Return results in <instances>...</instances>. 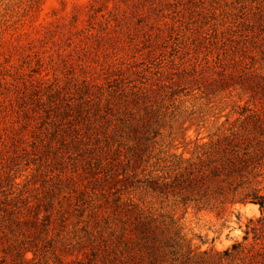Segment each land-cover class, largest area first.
<instances>
[{
  "label": "rangeland",
  "instance_id": "obj_1",
  "mask_svg": "<svg viewBox=\"0 0 264 264\" xmlns=\"http://www.w3.org/2000/svg\"><path fill=\"white\" fill-rule=\"evenodd\" d=\"M0 27L11 40L0 41L1 201L11 192L29 190L32 198L34 188L46 191L54 182L49 171L62 169L56 162L47 166L30 146L39 119L28 118L31 96H23L38 79L75 103L91 92L112 125L118 116L113 102L136 98L131 108L140 115L152 111L149 125L159 134L150 160L126 186L104 182L99 188L82 158L73 161L79 166L72 174L80 177L66 226L56 225L72 254L64 260L102 264L93 246L106 238L112 222L106 217L120 195L168 226L167 236L179 235L169 262L190 250L197 264H264V208L258 204H184L142 187L149 172L183 166L222 136L246 131L253 145L264 142V0H10L0 8ZM248 73L259 78L247 81ZM49 157L52 163L60 155ZM257 163L253 186L264 194V155ZM66 164L67 173L77 169ZM37 166L41 173L34 177ZM97 200L99 213L92 215Z\"/></svg>",
  "mask_w": 264,
  "mask_h": 264
},
{
  "label": "trees",
  "instance_id": "obj_2",
  "mask_svg": "<svg viewBox=\"0 0 264 264\" xmlns=\"http://www.w3.org/2000/svg\"><path fill=\"white\" fill-rule=\"evenodd\" d=\"M9 1L0 0V8ZM0 29V41L11 43L10 39L3 38L5 29ZM257 78L255 73L244 77L247 81ZM260 78L264 80V76ZM45 82V79H38V85L23 96H31L30 107L25 110L28 118L39 119L31 130L34 133L30 146L47 166L57 163L62 169L58 174L49 171L48 179L54 182L46 191L34 188L32 198L29 190L21 194L11 192L0 200V264H37L41 260L49 264L50 258L56 264H81L78 258L64 260L69 244L56 231V225L61 229L66 226L69 198L75 191L74 180L80 177L79 173L72 174L79 166H74L73 161L82 158L80 161L85 162V169L99 188L104 182L126 186L130 183L128 176L136 178L141 165L150 160L149 149L159 135L149 125L152 111L145 107L147 111L140 115L131 108L136 98H120L113 102L118 116L114 119L117 123L112 125L111 116L101 113L102 105L94 101L91 92L84 91V99L80 97L75 103L73 98L64 99L54 87H44ZM43 96L46 101L42 100ZM111 103L106 99V111L110 110L107 107ZM24 117L27 118V114ZM247 134L238 131L222 136L210 143L195 160H187L183 166L163 175L152 176L149 172L144 176L142 187L156 195L179 198L184 204L194 202L209 206L215 201L212 205L228 203L233 206L253 203L263 209L264 194L253 186V181L257 176L256 164L264 155V142L253 145ZM22 139L23 135L19 140ZM49 154L60 157H55L51 163ZM66 163L77 169L67 173ZM140 171L144 174L146 170L141 168ZM35 173L34 177L41 173L39 166ZM99 191L102 195L103 189ZM99 201L93 203L92 215H98ZM62 202H67L66 207ZM112 203V210L106 217L112 220L107 222L108 234L102 237V245L93 246L92 252L97 258L99 256L102 264H197L190 250L181 256L180 262H176L177 259L169 262L167 255L173 253L174 246H180L179 235L174 232V236H167L168 226L157 223L136 206L132 209L120 195ZM237 248L236 244L232 246L233 250ZM27 253L32 254L30 259L25 257ZM225 255H229V251Z\"/></svg>",
  "mask_w": 264,
  "mask_h": 264
}]
</instances>
